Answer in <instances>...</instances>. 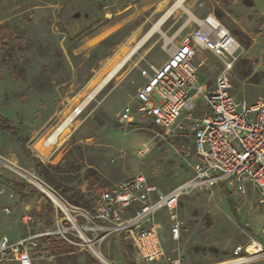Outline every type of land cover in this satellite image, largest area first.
<instances>
[{
    "label": "rangeland",
    "instance_id": "1",
    "mask_svg": "<svg viewBox=\"0 0 264 264\" xmlns=\"http://www.w3.org/2000/svg\"><path fill=\"white\" fill-rule=\"evenodd\" d=\"M175 1L0 0V115L23 141L0 130V240L53 229L56 217L63 227L70 226L60 207L27 180L31 174L43 183L35 162L63 187L83 192L91 204L135 175L162 192L192 178L191 139L162 140L148 120L136 117L131 124L138 127L133 128L120 123L117 113L138 105L135 98L147 77L207 15L226 26L240 45L231 71L233 99L246 104L264 99V0H183L119 73L85 102L94 85ZM195 62L202 63L200 82L212 86L222 69L220 61L200 51ZM83 103L56 142L42 146ZM194 107L197 116L203 113L201 97ZM143 145L148 151L139 154ZM15 183L22 194L14 191ZM222 185L182 196L178 242L169 236L165 213H157L164 257L153 264H171L175 258L181 264H219L236 260V248L251 241L264 247V191L245 184L242 195ZM24 216L31 220L24 221ZM41 247L46 258L35 264H103L89 249L68 245L59 236L44 239ZM97 250L112 264H140L125 239L105 240ZM238 255L242 264H264V254L248 256L242 249Z\"/></svg>",
    "mask_w": 264,
    "mask_h": 264
},
{
    "label": "built area",
    "instance_id": "2",
    "mask_svg": "<svg viewBox=\"0 0 264 264\" xmlns=\"http://www.w3.org/2000/svg\"><path fill=\"white\" fill-rule=\"evenodd\" d=\"M196 26L173 49L165 64L147 77L135 98L138 105H126L117 113L123 124L133 123L138 116L148 120L158 131L155 136L162 140L191 136L192 178L169 192H162L143 175H135L103 191L91 210L62 200L69 214L76 213V217L71 214V220L66 216L70 226L63 227L62 220L56 217L53 229L28 232L16 242L4 236L0 240V264H35L44 260L46 255L41 245L44 239L54 236L68 245L89 249L95 256L97 247L105 240L125 239L138 263L153 264L164 257L159 237L162 226L156 215L165 213L169 236L178 242L182 228L178 206L184 194L208 192L226 183L242 195L247 183L264 191V99L252 104L233 99L231 71L240 45L212 15ZM200 51L212 54L221 63L222 69L212 86L200 82L198 73L202 63L195 62ZM200 97L204 111L197 116L194 102ZM81 110L78 107L73 112L75 115L71 114L74 117L70 125ZM147 151L143 145L139 154ZM23 220L31 218L24 216ZM242 249L248 256L264 254L263 245L254 240L245 248H236V259H241L238 254ZM171 264H181V259L175 258Z\"/></svg>",
    "mask_w": 264,
    "mask_h": 264
},
{
    "label": "bare ground",
    "instance_id": "3",
    "mask_svg": "<svg viewBox=\"0 0 264 264\" xmlns=\"http://www.w3.org/2000/svg\"><path fill=\"white\" fill-rule=\"evenodd\" d=\"M183 2V0H176L173 5H171L167 11L165 12V16H168L169 14H171L172 12H174L176 9L181 7V3ZM164 18V17H163ZM161 18V20L163 19ZM155 24L153 27H151V29L149 30V32L147 33V35L141 39L136 45H134L133 47H130L128 49V51L123 55V57L120 58V60H118L112 67L111 69H109L106 74L102 77V79L93 87L92 91L88 94V97L86 98L85 102L88 104L96 95L97 93L111 80L113 79L117 73H119V71L124 67V65L126 64V62L128 61V59L130 58L129 56L132 55V53L137 49V47H139L150 35H152L154 32H156L159 28V24L160 21ZM85 106V104L83 103L80 108H83ZM75 115V114H73ZM73 115L70 116L69 119H67L65 121V123L60 126L57 131L54 132V134L52 136H50V138L46 141L43 142L42 146L44 147H49L50 145L54 144L57 137L59 136V134L65 130V127H67V125L69 124V122L71 121V119L74 117ZM27 180L30 181V183L34 184L37 186V188L40 189V191H42L56 206L60 207V209L63 211V213H65L64 215L67 216L68 219H72L71 214L68 213V211L65 209L64 204L62 203V201H59V199L53 194L51 193L46 187H44L43 183L41 181H39L37 178L31 176V174L29 176H26ZM95 254L97 256V258L103 263V264H112L109 261H107L100 253H98V251H95ZM244 263V259H236L233 261H229V262H224V263H219V264H242Z\"/></svg>",
    "mask_w": 264,
    "mask_h": 264
},
{
    "label": "trees",
    "instance_id": "4",
    "mask_svg": "<svg viewBox=\"0 0 264 264\" xmlns=\"http://www.w3.org/2000/svg\"><path fill=\"white\" fill-rule=\"evenodd\" d=\"M129 127L137 128V124H128ZM0 130L11 134L17 141L23 142L21 138L18 137L17 129L11 124V122L0 115ZM35 169L38 175L42 178L44 186H48L53 192L63 198L64 201L69 204L80 207L86 210H91L92 204L87 199L85 194L78 190H73L67 187H63L61 183L55 180L49 169H47L40 162H35ZM13 189L16 193L22 194V186L15 183ZM234 212H236L234 210Z\"/></svg>",
    "mask_w": 264,
    "mask_h": 264
},
{
    "label": "crops",
    "instance_id": "5",
    "mask_svg": "<svg viewBox=\"0 0 264 264\" xmlns=\"http://www.w3.org/2000/svg\"><path fill=\"white\" fill-rule=\"evenodd\" d=\"M224 26V25H223ZM226 29H228L226 26H224ZM229 30V29H228ZM230 31V30H229ZM231 33V32H230ZM232 34V33H231ZM201 63V62H200ZM200 63H198V64H200ZM202 84H204V83H202ZM206 86H209V85H207V83L205 84ZM187 128V127H186ZM187 139H191V141H192V144H193V140H192V138H191V136H189ZM248 185H249V183H247ZM251 185V184H250ZM223 185L221 184L220 186H218L216 189H218V188H223L222 187ZM227 186H229V187H231V188H234L233 186H230V185H228V184H225V187H227ZM22 238V237H21ZM21 238H18L17 240H15V241H11V242H16V241H18V240H20Z\"/></svg>",
    "mask_w": 264,
    "mask_h": 264
},
{
    "label": "water",
    "instance_id": "6",
    "mask_svg": "<svg viewBox=\"0 0 264 264\" xmlns=\"http://www.w3.org/2000/svg\"><path fill=\"white\" fill-rule=\"evenodd\" d=\"M170 15V14H169ZM168 15V16H169ZM168 16H164V18L160 21V24L159 25H161L164 21H165V19L168 17Z\"/></svg>",
    "mask_w": 264,
    "mask_h": 264
}]
</instances>
